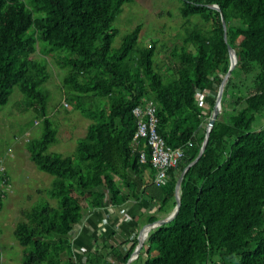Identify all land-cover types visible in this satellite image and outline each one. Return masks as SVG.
Listing matches in <instances>:
<instances>
[{
	"label": "trees",
	"instance_id": "obj_1",
	"mask_svg": "<svg viewBox=\"0 0 264 264\" xmlns=\"http://www.w3.org/2000/svg\"><path fill=\"white\" fill-rule=\"evenodd\" d=\"M252 1L254 10L249 0H180L188 26L160 67L156 43L140 42L142 24L113 45V23L135 0H0V107L18 85L27 107L44 121L42 134L27 141L31 159L55 176L15 226L23 246L20 264H81L72 224L108 202L139 200L131 175L152 172L145 190L158 212H149L141 224L149 226L161 218L159 212L174 209L177 180L200 152L230 67L229 44L238 64L206 149L184 175L180 211L150 231L133 264H264V0ZM39 46L43 55L52 53L69 65L63 80L68 101L91 120L72 155L48 152L55 127L42 85L51 72L46 57L33 56ZM249 78L255 93L242 85ZM149 101L157 105L160 135L185 152L162 185L155 182L147 141L133 139V109ZM140 225L88 251L84 264H127Z\"/></svg>",
	"mask_w": 264,
	"mask_h": 264
},
{
	"label": "rangeland",
	"instance_id": "obj_2",
	"mask_svg": "<svg viewBox=\"0 0 264 264\" xmlns=\"http://www.w3.org/2000/svg\"><path fill=\"white\" fill-rule=\"evenodd\" d=\"M249 3L254 10L255 1L249 0ZM180 5V0H135L125 4L113 23L114 28L118 29L113 45L119 46L128 32L142 24L140 42L145 45L155 42L158 50L156 61L160 67L165 66L171 48L180 43V36L188 26L187 19L179 10ZM195 20L192 19V22ZM33 56L41 60L46 57L51 72V77L42 85L49 92L47 112L55 127V142L48 152L72 155L78 140L87 133L91 120L68 101L63 80L69 65L52 53L43 55L40 46ZM243 82L246 91L257 92L252 78ZM26 103L25 94L15 85L7 104L0 107V162L5 166L12 184L0 211V264L21 263L23 246L14 235L15 226L24 217L23 210L30 209L40 196L45 195L55 180L54 175L35 164L27 149V141L42 134L44 121ZM142 214L139 217L143 220L148 213L145 211Z\"/></svg>",
	"mask_w": 264,
	"mask_h": 264
},
{
	"label": "crops",
	"instance_id": "obj_3",
	"mask_svg": "<svg viewBox=\"0 0 264 264\" xmlns=\"http://www.w3.org/2000/svg\"><path fill=\"white\" fill-rule=\"evenodd\" d=\"M151 179V171H146L143 177L139 175L130 176V180L135 183L136 191L141 195L139 200H131L120 206L108 202L100 209L88 211L82 222L79 223L78 230L74 233L76 235L74 237L75 253L81 264L86 262V253L97 247L100 240L104 243L105 240H120L117 238L123 235L122 233L128 234L132 226L141 224L140 222L143 220L139 216H142L145 211L149 213V208L152 206L149 194L145 190ZM159 213L162 214L161 218L170 214ZM145 225L146 223L142 227ZM142 227L140 226V228ZM131 237L133 239L135 234Z\"/></svg>",
	"mask_w": 264,
	"mask_h": 264
},
{
	"label": "built area",
	"instance_id": "obj_4",
	"mask_svg": "<svg viewBox=\"0 0 264 264\" xmlns=\"http://www.w3.org/2000/svg\"><path fill=\"white\" fill-rule=\"evenodd\" d=\"M197 95L202 100L200 90L197 91ZM65 104L68 105L67 102ZM133 113L138 119L133 139L134 141L140 139L147 141L151 151L150 161L157 170L155 182L157 185H162L168 177V169L178 165L179 161L184 157V149L168 145L165 138L158 132L159 117L157 114V105L154 101L135 106ZM147 159V153L141 151L140 161L146 162ZM11 186L12 184L6 174L5 166L0 162V200L5 201L11 190ZM149 209L153 213L158 211V206L152 205ZM72 226L74 233H76V230L79 228V223H73ZM103 246L104 241L100 240L98 247Z\"/></svg>",
	"mask_w": 264,
	"mask_h": 264
},
{
	"label": "water",
	"instance_id": "obj_5",
	"mask_svg": "<svg viewBox=\"0 0 264 264\" xmlns=\"http://www.w3.org/2000/svg\"><path fill=\"white\" fill-rule=\"evenodd\" d=\"M210 7L216 8L218 10L221 11V7L218 4H209ZM222 20H223V24H224V28H225V39L227 40V23L225 20L224 15L222 14ZM229 48V55H230V67L226 73V75L224 76L218 93H217V99H216V103L214 106V109L211 113L208 125H207V130H206V135L202 144V147L200 149V152L198 154V156L192 161L190 162L182 171V173L180 174L177 183H176V187H175V207L173 209V211L166 217L163 218H159L156 221L150 222L151 227H149V229L147 230L146 236L144 238H142V233L138 231L137 233V237H138V244L136 246V248L134 249L130 259L128 260L127 264H133L135 262V260L139 257L140 252L144 246L145 241L147 240L150 231H152L153 229H156L157 227H160L162 225H165L167 223H169L170 221H172L179 213L180 211V207H181V186H182V181L184 178V175L186 174V172L189 170L190 167H192L195 163L198 162V160L200 159V157L202 156V154L204 153L206 146L208 144V140L210 137V133L211 130L215 124L216 119L218 118V115L222 112V98H223V92H224V88L227 84V82L229 81L231 74L233 72V70L236 68L237 64H238V55L236 53V50L234 49L233 46H231L229 44L228 46Z\"/></svg>",
	"mask_w": 264,
	"mask_h": 264
},
{
	"label": "bare ground",
	"instance_id": "obj_6",
	"mask_svg": "<svg viewBox=\"0 0 264 264\" xmlns=\"http://www.w3.org/2000/svg\"><path fill=\"white\" fill-rule=\"evenodd\" d=\"M149 227H151V225H149V226H144V229L143 230H141L140 232L142 233V238L144 237V236H146V233H147V230L149 229Z\"/></svg>",
	"mask_w": 264,
	"mask_h": 264
}]
</instances>
